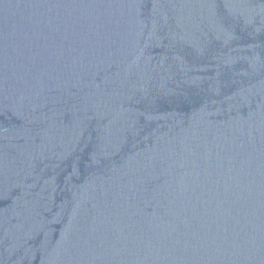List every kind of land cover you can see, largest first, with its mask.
<instances>
[{"label": "water", "instance_id": "95a60500", "mask_svg": "<svg viewBox=\"0 0 264 264\" xmlns=\"http://www.w3.org/2000/svg\"><path fill=\"white\" fill-rule=\"evenodd\" d=\"M0 264H264V0H0Z\"/></svg>", "mask_w": 264, "mask_h": 264}]
</instances>
